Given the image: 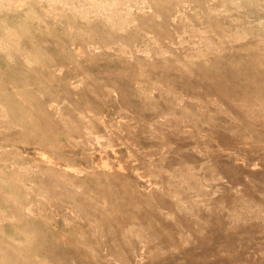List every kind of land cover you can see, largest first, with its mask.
Segmentation results:
<instances>
[{"label":"rangeland","instance_id":"374dc122","mask_svg":"<svg viewBox=\"0 0 264 264\" xmlns=\"http://www.w3.org/2000/svg\"><path fill=\"white\" fill-rule=\"evenodd\" d=\"M0 264H264V0H0Z\"/></svg>","mask_w":264,"mask_h":264}]
</instances>
